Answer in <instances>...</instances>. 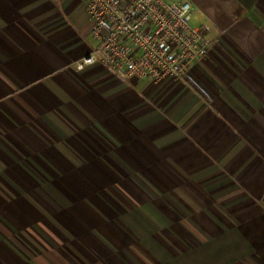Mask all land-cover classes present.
Returning a JSON list of instances; mask_svg holds the SVG:
<instances>
[{
    "label": "crops",
    "instance_id": "crops-1",
    "mask_svg": "<svg viewBox=\"0 0 264 264\" xmlns=\"http://www.w3.org/2000/svg\"><path fill=\"white\" fill-rule=\"evenodd\" d=\"M183 82L75 62L85 0H0V264H264V0H192Z\"/></svg>",
    "mask_w": 264,
    "mask_h": 264
},
{
    "label": "built area",
    "instance_id": "built-area-1",
    "mask_svg": "<svg viewBox=\"0 0 264 264\" xmlns=\"http://www.w3.org/2000/svg\"><path fill=\"white\" fill-rule=\"evenodd\" d=\"M96 40L75 62L78 71L100 64L123 81L183 82L209 52L191 23L192 0H85Z\"/></svg>",
    "mask_w": 264,
    "mask_h": 264
},
{
    "label": "rangeland",
    "instance_id": "rangeland-1",
    "mask_svg": "<svg viewBox=\"0 0 264 264\" xmlns=\"http://www.w3.org/2000/svg\"><path fill=\"white\" fill-rule=\"evenodd\" d=\"M194 26V25H193ZM195 27V26H194ZM197 28V27H196Z\"/></svg>",
    "mask_w": 264,
    "mask_h": 264
}]
</instances>
